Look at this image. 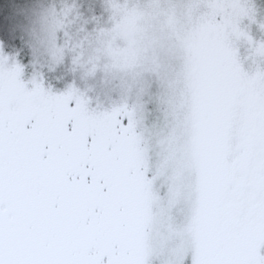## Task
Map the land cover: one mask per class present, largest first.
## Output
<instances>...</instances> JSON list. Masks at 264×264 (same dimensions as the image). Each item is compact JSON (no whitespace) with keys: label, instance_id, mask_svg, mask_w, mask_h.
Instances as JSON below:
<instances>
[{"label":"snow or ice","instance_id":"1","mask_svg":"<svg viewBox=\"0 0 264 264\" xmlns=\"http://www.w3.org/2000/svg\"><path fill=\"white\" fill-rule=\"evenodd\" d=\"M253 32L264 0H0V264H264Z\"/></svg>","mask_w":264,"mask_h":264},{"label":"rangeland","instance_id":"2","mask_svg":"<svg viewBox=\"0 0 264 264\" xmlns=\"http://www.w3.org/2000/svg\"><path fill=\"white\" fill-rule=\"evenodd\" d=\"M76 27L77 25L75 23H73L72 25H70V33L75 35V31H76ZM253 38L254 39H264V36H262L259 32H253Z\"/></svg>","mask_w":264,"mask_h":264},{"label":"trees","instance_id":"3","mask_svg":"<svg viewBox=\"0 0 264 264\" xmlns=\"http://www.w3.org/2000/svg\"><path fill=\"white\" fill-rule=\"evenodd\" d=\"M14 3H16V0H9V4L11 5V4H14Z\"/></svg>","mask_w":264,"mask_h":264}]
</instances>
